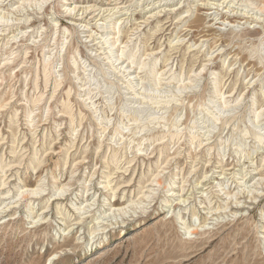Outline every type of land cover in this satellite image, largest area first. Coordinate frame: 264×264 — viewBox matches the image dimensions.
<instances>
[{"label":"rangeland","instance_id":"374dc122","mask_svg":"<svg viewBox=\"0 0 264 264\" xmlns=\"http://www.w3.org/2000/svg\"><path fill=\"white\" fill-rule=\"evenodd\" d=\"M0 264H264V0H0Z\"/></svg>","mask_w":264,"mask_h":264},{"label":"bare ground","instance_id":"6f19581e","mask_svg":"<svg viewBox=\"0 0 264 264\" xmlns=\"http://www.w3.org/2000/svg\"><path fill=\"white\" fill-rule=\"evenodd\" d=\"M228 11V10H227ZM235 208H237V207H235Z\"/></svg>","mask_w":264,"mask_h":264}]
</instances>
